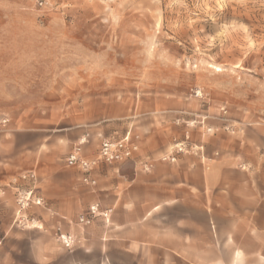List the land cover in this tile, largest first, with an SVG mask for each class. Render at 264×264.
I'll use <instances>...</instances> for the list:
<instances>
[{"label": "rangeland", "instance_id": "obj_1", "mask_svg": "<svg viewBox=\"0 0 264 264\" xmlns=\"http://www.w3.org/2000/svg\"><path fill=\"white\" fill-rule=\"evenodd\" d=\"M157 96L264 154V0H0V118L33 151L66 154L83 129L137 133L126 116ZM11 183L0 212L23 228L31 205Z\"/></svg>", "mask_w": 264, "mask_h": 264}, {"label": "crops", "instance_id": "obj_2", "mask_svg": "<svg viewBox=\"0 0 264 264\" xmlns=\"http://www.w3.org/2000/svg\"><path fill=\"white\" fill-rule=\"evenodd\" d=\"M153 103L138 104L122 125L135 126L141 152L100 164L95 186L66 165L68 152L85 137L84 154L91 156L103 137L124 131L98 129L94 142L93 130L83 129L66 154H56L44 150L43 139L39 151L30 136L17 141L13 125L0 118L2 209L14 208L6 201L12 180L32 199L23 228L0 212V264H264V154L247 134H230L218 120L207 123L215 132L203 120L189 125L186 101L157 96ZM166 112L172 119L163 122ZM177 143L188 151L176 152ZM93 204L108 215L79 223ZM59 233L72 236V247Z\"/></svg>", "mask_w": 264, "mask_h": 264}, {"label": "built area", "instance_id": "obj_3", "mask_svg": "<svg viewBox=\"0 0 264 264\" xmlns=\"http://www.w3.org/2000/svg\"><path fill=\"white\" fill-rule=\"evenodd\" d=\"M6 121V118L2 119V122ZM86 143L87 139L85 137L81 138L66 156L65 163L67 166L79 168L83 172L81 181L89 186H95L97 184V180L94 178L93 172L100 164L124 163L132 160L137 154L141 152L140 135L133 132L132 129L126 130L120 136L103 137L98 146L97 152L92 156H87L84 154L83 146ZM174 148L176 152L188 151V149H186L182 143L175 144ZM161 159L165 161L176 160L174 156L167 155L162 156ZM151 166L152 165L150 162H145L144 169L148 170L151 168ZM30 199V193H25V195L20 194V197L17 200L20 209L28 206L30 204ZM35 202L40 204L41 199H36ZM109 211L110 210L103 211L99 209V204H93L89 207V210L86 214L79 217L78 222L82 224H90L92 220L98 215L106 217ZM58 237L65 247H72L73 238L71 235L59 233Z\"/></svg>", "mask_w": 264, "mask_h": 264}]
</instances>
